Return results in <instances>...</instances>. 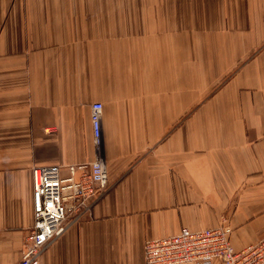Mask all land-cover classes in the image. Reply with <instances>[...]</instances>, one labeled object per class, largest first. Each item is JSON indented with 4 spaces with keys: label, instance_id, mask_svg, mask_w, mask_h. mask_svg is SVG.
<instances>
[{
    "label": "crops",
    "instance_id": "obj_1",
    "mask_svg": "<svg viewBox=\"0 0 264 264\" xmlns=\"http://www.w3.org/2000/svg\"><path fill=\"white\" fill-rule=\"evenodd\" d=\"M94 104L109 188L40 264H146L183 229L264 237V0H0V264L32 233L33 169L95 160Z\"/></svg>",
    "mask_w": 264,
    "mask_h": 264
},
{
    "label": "built area",
    "instance_id": "obj_2",
    "mask_svg": "<svg viewBox=\"0 0 264 264\" xmlns=\"http://www.w3.org/2000/svg\"><path fill=\"white\" fill-rule=\"evenodd\" d=\"M100 104L91 108L97 155L88 164L58 165L33 169L32 233L18 264H40L46 246L59 237L70 219H80L92 201L109 188L107 162L102 152ZM66 172V173H64ZM233 230L222 225L201 231L183 229L179 234L145 243L146 264H264V237L237 250Z\"/></svg>",
    "mask_w": 264,
    "mask_h": 264
}]
</instances>
